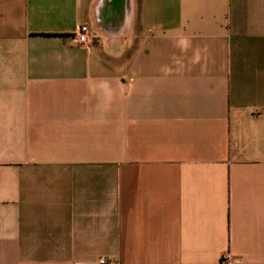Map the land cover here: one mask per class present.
Returning <instances> with one entry per match:
<instances>
[{
  "label": "crops",
  "instance_id": "0c3cea01",
  "mask_svg": "<svg viewBox=\"0 0 264 264\" xmlns=\"http://www.w3.org/2000/svg\"><path fill=\"white\" fill-rule=\"evenodd\" d=\"M224 253L264 264V0H0V264Z\"/></svg>",
  "mask_w": 264,
  "mask_h": 264
},
{
  "label": "built area",
  "instance_id": "2783aa9c",
  "mask_svg": "<svg viewBox=\"0 0 264 264\" xmlns=\"http://www.w3.org/2000/svg\"><path fill=\"white\" fill-rule=\"evenodd\" d=\"M91 38L90 34L88 33V28L86 25H81L76 33V39L80 43H84ZM100 264H113L111 260L100 258L98 260ZM219 264H232L231 258L227 253H224L219 258Z\"/></svg>",
  "mask_w": 264,
  "mask_h": 264
}]
</instances>
